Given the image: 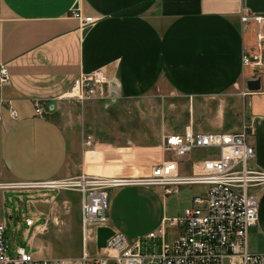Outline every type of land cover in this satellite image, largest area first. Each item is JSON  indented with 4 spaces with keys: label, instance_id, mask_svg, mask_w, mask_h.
Here are the masks:
<instances>
[{
    "label": "crops",
    "instance_id": "0c3cea01",
    "mask_svg": "<svg viewBox=\"0 0 264 264\" xmlns=\"http://www.w3.org/2000/svg\"><path fill=\"white\" fill-rule=\"evenodd\" d=\"M71 10L96 19L84 35ZM242 12L264 15V0H0V67L8 78L0 84V184L61 180L81 172L139 179L170 159L180 176L188 175L190 154L177 158L160 145L88 142L81 148L78 134L68 139L55 120L36 116L33 105L61 99L80 76L95 70L105 73L107 98L116 101L136 100L159 83L189 100L221 96L248 80L240 56L252 33L250 25L239 23ZM243 93L246 141L254 152L248 167L264 172V93ZM162 133L182 130L163 127ZM249 191L257 198V220L247 231L246 249L264 253V185ZM167 194L158 196L162 215L153 229L169 218ZM107 215L109 220L108 208Z\"/></svg>",
    "mask_w": 264,
    "mask_h": 264
},
{
    "label": "built area",
    "instance_id": "2783aa9c",
    "mask_svg": "<svg viewBox=\"0 0 264 264\" xmlns=\"http://www.w3.org/2000/svg\"><path fill=\"white\" fill-rule=\"evenodd\" d=\"M70 14L78 21L80 31L96 21L82 17L76 10H71ZM239 23L250 25L253 33V50L242 51L240 66L250 69L252 76L248 80H258V92L264 93V15L242 12ZM7 81L6 72L0 67V84ZM106 86L105 73L95 70L80 76L63 97L77 101L106 98ZM3 105L9 118L15 119L16 112L9 102ZM33 106L34 114L41 116L40 106ZM246 139L245 128L239 132H193L185 128L181 134L163 136L160 147L177 158L189 155L193 149L215 150L213 156L190 162L189 174L185 176L178 174L176 162L170 159L152 166L149 175L139 179L101 178L81 172L61 180L13 183L11 187L17 190L76 192L82 250L73 262L61 257L33 258L19 247L10 257L6 254L9 246L3 237L5 228L0 222V264H264V253L250 254L246 249L247 231L257 220V198L249 190L264 185V172L248 167L254 152ZM129 185L159 187L164 194L185 185L201 186L203 191L191 198L180 216L163 218L157 228L143 236V239H159L156 254L142 252L140 237L128 239L111 228L104 246L87 253L88 235L95 245V230L109 228L108 191ZM46 222L45 219L36 227L38 233L45 231ZM24 224L30 227L33 221L26 218ZM166 225L178 228L177 237L171 243L165 241Z\"/></svg>",
    "mask_w": 264,
    "mask_h": 264
},
{
    "label": "rangeland",
    "instance_id": "374dc122",
    "mask_svg": "<svg viewBox=\"0 0 264 264\" xmlns=\"http://www.w3.org/2000/svg\"><path fill=\"white\" fill-rule=\"evenodd\" d=\"M242 30H245L242 28ZM252 33V30L249 29ZM245 50H253V33ZM248 77L252 76L249 68ZM221 96L189 100L172 96L162 84L136 100L116 101L93 98L77 101L63 97L41 108L42 115L55 120L73 140L76 134L80 147L86 142H98L117 147H155L160 145L163 127L185 129L193 132H239L245 127L246 110L242 93L244 81ZM89 146L88 148H90ZM121 150V149H120ZM127 150L128 149H123ZM215 150L193 149L190 161L215 155ZM23 182L29 180L23 179ZM13 184V183H12ZM0 184V222L4 225L6 254L15 255L19 247L33 258L61 257L75 261L81 253L79 231V196L74 191L35 192L17 190ZM176 192L163 197L169 218L181 215L193 196L203 191L201 186H177ZM44 193V196H41ZM162 194L159 187L112 188L108 191V226L118 229L126 238H141L142 252L156 254L159 239H143L162 215ZM33 221L26 227L24 220ZM47 220L45 231L36 227ZM165 241L171 243L178 233L177 227L164 228ZM87 253L97 251L90 236L85 243Z\"/></svg>",
    "mask_w": 264,
    "mask_h": 264
},
{
    "label": "water",
    "instance_id": "95a60500",
    "mask_svg": "<svg viewBox=\"0 0 264 264\" xmlns=\"http://www.w3.org/2000/svg\"><path fill=\"white\" fill-rule=\"evenodd\" d=\"M88 28L82 30L81 35L87 31ZM245 90L248 93H253L259 91V81L258 80H247L244 82ZM112 231L108 227L97 228L95 230V247L97 249L104 246V241L111 235Z\"/></svg>",
    "mask_w": 264,
    "mask_h": 264
}]
</instances>
